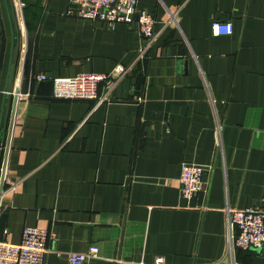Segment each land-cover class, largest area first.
I'll list each match as a JSON object with an SVG mask.
<instances>
[{"label":"crops","instance_id":"obj_1","mask_svg":"<svg viewBox=\"0 0 264 264\" xmlns=\"http://www.w3.org/2000/svg\"><path fill=\"white\" fill-rule=\"evenodd\" d=\"M11 1L19 43L7 95L14 33L0 0V239L7 231L18 243L26 225L46 228V264H70L69 253L91 244L98 258L84 264L220 259L224 209L264 206V0H138L158 19L180 8L179 29L157 23L140 61L137 31L72 16L69 0H20L23 39ZM214 21L232 32L214 35ZM118 64L133 70L110 101L53 98V78ZM182 163L204 167L206 190L189 200L179 194ZM233 258L261 264L251 249Z\"/></svg>","mask_w":264,"mask_h":264},{"label":"built area","instance_id":"obj_2","mask_svg":"<svg viewBox=\"0 0 264 264\" xmlns=\"http://www.w3.org/2000/svg\"><path fill=\"white\" fill-rule=\"evenodd\" d=\"M68 13L72 16L91 21H100L113 27L125 23L137 31L145 40L136 61L143 60L158 36L155 25L170 26L179 29V7H165L164 15L158 19L152 13L142 9L138 0H69ZM214 35H227L232 32L230 22L214 21L211 24ZM133 70V65H116L110 72H83L68 77H56L53 82V98L95 100L96 106L111 100V94L117 85ZM35 79H48L44 73L35 75ZM102 88V89H101ZM221 125L217 122L215 135L217 152L220 147ZM204 167L196 163H182L180 166L179 194L184 199H191L197 193H204L206 182L203 179ZM227 243L224 255L207 264H238L233 258L235 248L251 249L259 253L264 264V206H251L244 209H224ZM233 227L237 232L233 233ZM6 237L0 239V264H46L50 251L48 246L49 230L38 226L26 225L21 241L12 243ZM99 246L91 244L85 252L68 254L70 264H84L98 258ZM153 264H170L162 257H157Z\"/></svg>","mask_w":264,"mask_h":264},{"label":"water","instance_id":"obj_3","mask_svg":"<svg viewBox=\"0 0 264 264\" xmlns=\"http://www.w3.org/2000/svg\"><path fill=\"white\" fill-rule=\"evenodd\" d=\"M15 1H16V5L18 7V17H19V21H20V25H21L22 36L24 39L23 13H22V9H21V3H20V0H15ZM7 2H8L9 11H10V15H11L12 23H13V33H14L12 61H11L9 77H8V85H7V95H9L11 82H12V78H13L14 67H15V61H16V57H17V51H18L19 30H18V25H17V21L15 18V14L13 11L12 1L7 0ZM17 94H18V88H16V90H15L14 108H15L16 103H17ZM7 103H8V97L6 98V104L4 107V114L2 117L1 128L4 126L6 110H7ZM10 131H11V128H10ZM10 131H9V134H10ZM8 142H9V136H8ZM1 145H2V134H0V155H1ZM7 147H8V143H7ZM7 147H6V150H8ZM6 157H7V152H5V158L3 160L2 166H0V196L3 193V189H4V173H5V166H6Z\"/></svg>","mask_w":264,"mask_h":264}]
</instances>
